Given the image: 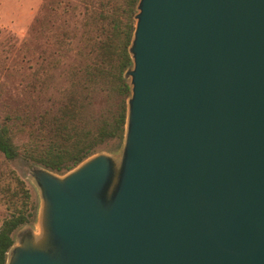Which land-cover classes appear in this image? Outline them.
Segmentation results:
<instances>
[{
	"label": "water",
	"instance_id": "obj_1",
	"mask_svg": "<svg viewBox=\"0 0 264 264\" xmlns=\"http://www.w3.org/2000/svg\"><path fill=\"white\" fill-rule=\"evenodd\" d=\"M119 158L32 165L6 264H264V0H139Z\"/></svg>",
	"mask_w": 264,
	"mask_h": 264
},
{
	"label": "trees",
	"instance_id": "obj_2",
	"mask_svg": "<svg viewBox=\"0 0 264 264\" xmlns=\"http://www.w3.org/2000/svg\"><path fill=\"white\" fill-rule=\"evenodd\" d=\"M139 0H46L41 66L22 96L26 106L0 117V152L57 174L89 157L121 148L125 138L127 72ZM20 197L0 226V264L15 244L14 232L31 223L28 190L16 178Z\"/></svg>",
	"mask_w": 264,
	"mask_h": 264
},
{
	"label": "rangeland",
	"instance_id": "obj_3",
	"mask_svg": "<svg viewBox=\"0 0 264 264\" xmlns=\"http://www.w3.org/2000/svg\"><path fill=\"white\" fill-rule=\"evenodd\" d=\"M46 0H0V117L15 108L24 107L27 101L22 90L41 66L44 45L43 6ZM122 148V146H121ZM121 148L104 152L119 158ZM29 166L22 160H7L0 152V226L9 217L20 197H13L16 178L25 183L29 198L27 210H35L34 220L18 228L13 238L24 228L39 230L38 218L42 199L38 187L29 175Z\"/></svg>",
	"mask_w": 264,
	"mask_h": 264
}]
</instances>
